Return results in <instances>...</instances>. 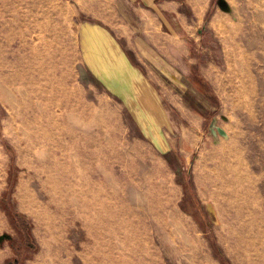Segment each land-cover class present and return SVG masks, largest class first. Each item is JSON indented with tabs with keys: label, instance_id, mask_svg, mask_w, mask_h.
Wrapping results in <instances>:
<instances>
[{
	"label": "rangeland",
	"instance_id": "rangeland-1",
	"mask_svg": "<svg viewBox=\"0 0 264 264\" xmlns=\"http://www.w3.org/2000/svg\"><path fill=\"white\" fill-rule=\"evenodd\" d=\"M81 1L8 2L32 34L12 49L26 89L0 62V264H264V0H176L203 121L170 107L147 133L78 78L82 26L105 43L98 11L140 3Z\"/></svg>",
	"mask_w": 264,
	"mask_h": 264
},
{
	"label": "crops",
	"instance_id": "crops-1",
	"mask_svg": "<svg viewBox=\"0 0 264 264\" xmlns=\"http://www.w3.org/2000/svg\"><path fill=\"white\" fill-rule=\"evenodd\" d=\"M138 1L140 7H131L130 15H117L115 9L98 11L114 34L107 35L105 43L90 35L89 24L82 26V36L89 43L84 68L78 72L81 87L92 98L101 93L105 95L101 98L120 101L144 133L171 124L170 107L191 126L201 125L203 119H198L189 100L204 91L193 78L192 68L198 61L191 58L178 33L179 21L186 20L180 4L176 0ZM101 3L81 1L84 11L93 13ZM203 72L200 68L201 77L210 84Z\"/></svg>",
	"mask_w": 264,
	"mask_h": 264
},
{
	"label": "bare ground",
	"instance_id": "bare-ground-1",
	"mask_svg": "<svg viewBox=\"0 0 264 264\" xmlns=\"http://www.w3.org/2000/svg\"><path fill=\"white\" fill-rule=\"evenodd\" d=\"M8 2L10 0H0V47L2 48L0 62L8 71L3 78V83L10 89H26L28 85L27 83L24 84L23 79L21 80L20 63L14 57L12 49L16 44L25 43L27 36H31L32 31L29 27H26L25 18L22 19L20 15H15L11 7L8 6ZM40 130L39 128H34V134L39 135ZM32 146V144H29L28 148L31 149ZM46 246L49 245L47 244ZM48 249H50V246Z\"/></svg>",
	"mask_w": 264,
	"mask_h": 264
},
{
	"label": "water",
	"instance_id": "water-1",
	"mask_svg": "<svg viewBox=\"0 0 264 264\" xmlns=\"http://www.w3.org/2000/svg\"><path fill=\"white\" fill-rule=\"evenodd\" d=\"M217 4L221 11L225 13H232V8L226 0H218Z\"/></svg>",
	"mask_w": 264,
	"mask_h": 264
}]
</instances>
